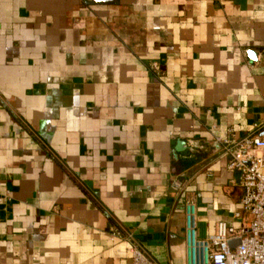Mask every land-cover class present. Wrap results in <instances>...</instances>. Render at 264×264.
<instances>
[{"label":"crops","instance_id":"1","mask_svg":"<svg viewBox=\"0 0 264 264\" xmlns=\"http://www.w3.org/2000/svg\"><path fill=\"white\" fill-rule=\"evenodd\" d=\"M261 124L264 0H0V264H188Z\"/></svg>","mask_w":264,"mask_h":264},{"label":"built area","instance_id":"2","mask_svg":"<svg viewBox=\"0 0 264 264\" xmlns=\"http://www.w3.org/2000/svg\"><path fill=\"white\" fill-rule=\"evenodd\" d=\"M229 156L228 167L240 173L244 194L242 208L236 212L239 225L221 220L215 231L200 239L197 235L195 202L186 204L188 264H264V124L251 132L237 136L218 137ZM180 189L183 183L173 181ZM113 237H125L132 242V264H157L132 234L120 227L112 230Z\"/></svg>","mask_w":264,"mask_h":264}]
</instances>
